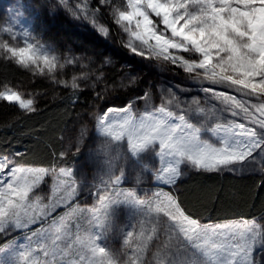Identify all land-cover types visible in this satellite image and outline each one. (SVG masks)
I'll list each match as a JSON object with an SVG mask.
<instances>
[{"label":"snow or ice","instance_id":"1","mask_svg":"<svg viewBox=\"0 0 264 264\" xmlns=\"http://www.w3.org/2000/svg\"><path fill=\"white\" fill-rule=\"evenodd\" d=\"M61 2L67 6V0ZM105 5L113 23L127 34L125 46L131 53L166 61L207 82L202 91L246 123L222 122L214 108L201 107L195 97L181 101L171 89L154 106L147 93L137 97L145 101L143 112L134 109L131 100L106 107L94 117L98 143L93 158L99 164L89 187L95 203L89 207L75 202L78 182L73 170L27 167L15 159L19 153L0 156V236L30 230L23 242L5 239L0 244V264H255L256 248H264V223L253 218L202 222L182 206L170 186L181 176V165L204 172L264 171V157L258 154L264 152V0H126L124 8L113 0H99L94 11L88 0H78L70 10L107 36L108 27L95 18V11ZM18 38L23 46L9 43ZM0 56L73 90L87 75L57 80V69L75 63V58L62 63L55 50L35 42L31 32L17 33L10 26H0ZM216 85L256 102L237 99ZM0 101L25 113L37 111L34 99L8 84H0ZM202 132L218 137V142H210ZM85 134L82 127L75 152ZM149 156L158 161L148 177L157 181L153 187L169 190L140 188ZM46 177L51 178L53 198L42 202L32 193ZM57 192L62 193L58 198ZM61 207L65 211L54 216ZM121 208L130 217L120 229L124 253L101 243ZM74 219L83 221L75 224V231ZM154 240L155 252L146 260ZM121 254L127 259L122 261Z\"/></svg>","mask_w":264,"mask_h":264},{"label":"rangeland","instance_id":"2","mask_svg":"<svg viewBox=\"0 0 264 264\" xmlns=\"http://www.w3.org/2000/svg\"><path fill=\"white\" fill-rule=\"evenodd\" d=\"M95 1L99 3V0H88L90 10L94 11L93 3ZM77 2L78 0H67V6H65L61 0H0V12H3L5 15V21L2 26H10L14 31L21 34L24 31L31 32L35 37V42L54 49L62 63L65 59L75 58V63H65L62 69H57L55 73L57 80L71 81L73 76L79 77L81 74H87L86 78L77 81L80 84V88L73 90L70 87L65 88L59 83H54L47 75H33L29 70L19 66L28 73L30 83L36 80H42L48 85L49 90L47 92H35L31 89L29 90L27 87L28 85H19L15 88H18L25 97L34 99L35 106L39 100L49 98V91L56 94L59 89L91 91L93 95H95V101L86 110H80V113L73 119L70 127L63 135V152H67L64 157H74L73 164L63 168L73 170L74 176L77 178L78 195L75 200L76 203L82 207H89L95 203L94 197L89 192V187L94 183L92 176L95 174V169L99 164V159L93 158V149L95 144L98 143L95 137L94 117L108 106L121 107L131 100L133 101V108L138 110V112H143L145 110V101L136 100L137 97L147 93L151 97L154 106L160 102L161 95L169 96V89H171L181 101L188 102L191 98L195 97L199 99L201 107H205L206 109L214 108L222 122L227 120H234L237 123L245 122L242 116L233 117L230 112L223 111L228 105L215 99L211 94L202 91L203 87L209 86L207 82H202L194 78L193 74L187 73L181 67L173 66L166 61L154 58L146 59L131 53L125 46L127 34L122 32L119 27L113 23L111 14L108 10L109 6H102L107 11V18H104L101 13L95 11L96 21L108 27V35L104 36L97 31L96 27L89 19L84 16L73 15L70 9L73 8ZM113 4L124 8L126 6V0H113ZM42 16L43 18L41 19ZM35 17L42 21L37 24V27L35 26L31 29L36 23L33 19ZM108 25H111L116 30V35L126 49V53L117 47L115 38L112 32H110ZM38 27L40 30L43 29L45 36L47 35L45 39L42 38L43 33L40 34V31H37ZM56 29H59V33L55 36V39L52 40V34L56 32ZM36 33L38 35H36ZM3 38L8 39V36L4 35ZM9 43L23 46L22 38H18L16 41L9 40ZM130 55L135 56V58L130 57ZM183 55L187 57L190 54L184 53ZM0 59L5 58L0 56ZM111 64L118 66L122 71L121 87L119 89L126 92L131 88L136 92L135 97L129 99L124 104H116L114 99H111L112 88L108 84L107 76V68ZM174 69L179 70L178 73ZM97 76H102V78L97 80ZM214 87L230 95H235L237 99L256 102L255 98L245 97L242 93L235 92L234 89H228L223 85H216ZM98 92L100 96L96 95ZM82 127L86 128V134L79 144L80 151L75 152L74 148ZM201 135L209 139L212 143L218 142V137L213 136L211 133L202 132ZM69 144L72 145V150H69ZM258 154L264 157V152L258 150ZM144 163L147 164L148 171L143 173L144 182L140 185V188H142L144 192L159 191L161 189L164 191L169 190L168 187L163 185H161L160 188L153 187L157 184V181L148 178L151 171L154 170V166L158 164V161L149 156L144 160ZM194 170L195 168L191 165H181V176L178 178L175 185L170 186L171 190H176L175 188L179 181L184 178L185 172L187 173ZM221 172L232 173L238 176L264 175V171L259 170V168ZM51 188V178L46 177L41 186L34 190L32 196L35 197L38 195L42 202H49L53 198ZM60 195H62L61 192L55 194L57 198ZM64 211L65 209L63 207L58 208L53 215L62 214ZM129 220L128 211L124 208L119 209L116 216L113 218L111 229L101 243L119 253L127 251L122 247L120 229L123 228ZM255 220L261 222V220ZM78 222L83 224V221L74 219L72 222L73 231H75V224ZM32 227L39 226L33 225ZM29 232L30 230H26L23 233L20 231H13L5 239H15L18 242H23L24 237L27 236ZM156 243L157 241L154 240L149 246V250L146 253V260L152 259ZM61 246H66V242H61ZM73 257L79 258L75 254V248L73 249ZM254 257L255 264H264V248L257 247L254 252ZM120 259L124 261L127 259V256L121 254Z\"/></svg>","mask_w":264,"mask_h":264},{"label":"trees","instance_id":"3","mask_svg":"<svg viewBox=\"0 0 264 264\" xmlns=\"http://www.w3.org/2000/svg\"><path fill=\"white\" fill-rule=\"evenodd\" d=\"M98 2L93 3L94 10ZM99 13L107 18V11L102 6ZM43 16L41 17V19ZM31 29L37 27L41 19ZM5 21V15L0 12V26ZM117 47L126 53V49L116 35V30L108 25ZM38 29V30H37ZM42 38L43 29L38 27ZM61 32V30H60ZM59 29L52 34V40L58 35ZM36 35H38L36 33ZM135 58V56H131ZM176 70L178 73L179 70ZM121 69L116 65L107 68L108 84L112 88L111 99L116 104H124L135 97V91L119 89ZM142 83V82H140ZM0 84L16 87L28 85L29 90L47 92L48 85L42 80L30 83L26 70L20 68L11 60L0 59ZM95 101L91 91H72L59 89L49 98L41 99L36 104L37 111L25 113L15 104L0 102V156L15 155V159L24 166L60 168L69 167L74 157H60L63 152V135L70 127L73 119L86 110ZM176 190H171L177 196L182 206L190 213L200 218L202 222L220 224L239 218H253L264 223V175L238 176L226 172H185L184 178L177 184ZM5 237L0 236V244Z\"/></svg>","mask_w":264,"mask_h":264}]
</instances>
